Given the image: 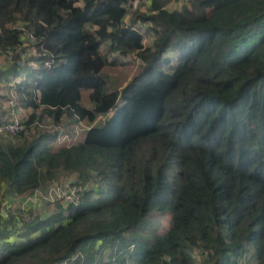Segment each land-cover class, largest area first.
Listing matches in <instances>:
<instances>
[{
    "label": "trees",
    "instance_id": "16d2710c",
    "mask_svg": "<svg viewBox=\"0 0 264 264\" xmlns=\"http://www.w3.org/2000/svg\"><path fill=\"white\" fill-rule=\"evenodd\" d=\"M147 1L141 32L129 0H0V103L2 78L24 73L28 111L0 134V207L64 172L85 186L45 216L0 214V264H264V0ZM27 42L35 66L16 62ZM114 53L142 64L111 91ZM46 116L88 126L58 142L37 128ZM154 213L169 215L162 233Z\"/></svg>",
    "mask_w": 264,
    "mask_h": 264
},
{
    "label": "rangeland",
    "instance_id": "374dc122",
    "mask_svg": "<svg viewBox=\"0 0 264 264\" xmlns=\"http://www.w3.org/2000/svg\"><path fill=\"white\" fill-rule=\"evenodd\" d=\"M186 0H177L172 1L167 5V8L172 10L179 8L183 2ZM130 7L128 8V13L124 19V23L127 26H131L134 29H139V31L143 32L146 29L147 24L144 22H141L139 20H135V22H131V16L136 10L145 11L146 7H148V1L147 0H129ZM143 44L145 46H148L152 42V37L149 32L144 34L143 38ZM23 54L19 60L16 62L19 65H25L30 64L31 66H35L34 62L31 61L30 55L34 54L33 49H31L30 45L27 43L22 45ZM165 57H171L175 58V53L168 52L165 54ZM9 56L5 54L0 53V68H6L7 65L11 63L12 60H9ZM109 64H107L102 70L101 73L104 76L105 82L107 84V87L111 90H121L126 84L132 79V77L137 72L138 67L142 64L141 60L138 59L136 54H130L128 56H120L116 53L111 54L108 58ZM25 76L24 73H21L20 76H17L16 78H9V81H6V78H2V86H4V89H7L8 92V98L7 100H3V103H0V109L6 110V115L10 120H19L21 121L25 114L28 113V111H25L21 108H19L17 103V94H16V84L21 79H23ZM4 93V92H3ZM25 113V114H24ZM62 119V118H61ZM68 121L65 118L62 119L61 123H54L53 119L49 116H46L43 118L42 122L37 123L38 130H45V131H58V142H74L82 137L83 131L86 130V125L84 122H77L73 126H68ZM103 121V117L100 116L94 124H99ZM66 123V124H65ZM35 124H33L32 127H34ZM90 126V125H89ZM57 142V143H58ZM77 176V173L75 172H64L61 174L58 180H53L49 182L47 187H45L41 192L42 196L36 199L34 202L28 203L27 208L28 210L32 211L30 214V218L36 215L45 216L50 214L53 210H55V205L57 203H63V205H66V202L63 201L61 197H58L55 193L56 188H63L65 189V185L67 182L74 180V178ZM90 186V184H88ZM32 195V193H27L25 195ZM22 198V196L10 198V200H5L4 202L8 203L9 208L8 212L10 211L11 214H18L17 211L20 208L19 199ZM24 206V207H26ZM27 214L23 216L24 220L30 219ZM34 218V217H33ZM153 220L155 222V231L156 233H162L164 232L169 224V215L166 213H154L153 214ZM195 256L197 259L199 258L198 253H195ZM242 264H258V261L255 259L253 255H250L244 259Z\"/></svg>",
    "mask_w": 264,
    "mask_h": 264
},
{
    "label": "built area",
    "instance_id": "2783aa9c",
    "mask_svg": "<svg viewBox=\"0 0 264 264\" xmlns=\"http://www.w3.org/2000/svg\"><path fill=\"white\" fill-rule=\"evenodd\" d=\"M133 28V27H132ZM134 29V28H133ZM23 129V125L21 124V121L19 120H12L8 123L0 124V134H15L18 131H21ZM65 189L63 188H56L55 193L58 197H61L64 202L67 203H73L77 204L80 201L81 196L84 193L85 186L82 184H77L73 180L69 181L65 185ZM42 190L36 189L32 192V195H25L22 196V198L19 199L20 208L22 210L28 209L26 205L30 202H34L36 199L42 196ZM8 203L3 202L0 207V214L5 215L7 214V210L9 208ZM26 206V207H24Z\"/></svg>",
    "mask_w": 264,
    "mask_h": 264
}]
</instances>
